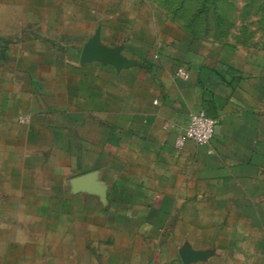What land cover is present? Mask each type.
Masks as SVG:
<instances>
[{"label":"crops","instance_id":"1","mask_svg":"<svg viewBox=\"0 0 264 264\" xmlns=\"http://www.w3.org/2000/svg\"><path fill=\"white\" fill-rule=\"evenodd\" d=\"M29 37L18 69H1L0 205L16 199L53 205L59 189L67 190L58 187V176L78 169L71 195L145 206L137 213L154 223L164 221L158 216L169 214L166 207L192 206L200 220L196 207L257 204L264 189V88L258 81L248 85L240 73L226 75L210 62L187 65L189 77L179 78L172 65H155L144 50L137 60L124 56L134 65L120 70L98 61L81 64L74 51L67 56ZM15 74L20 84L11 85ZM199 112L217 121L215 136L206 146L177 147L190 116ZM19 117L28 118L24 125ZM62 157L67 161L59 162ZM85 175H94L102 194L74 188ZM189 249L210 254L191 264H212L217 254Z\"/></svg>","mask_w":264,"mask_h":264},{"label":"rangeland","instance_id":"2","mask_svg":"<svg viewBox=\"0 0 264 264\" xmlns=\"http://www.w3.org/2000/svg\"><path fill=\"white\" fill-rule=\"evenodd\" d=\"M98 30L105 46L132 60L144 50L179 78L180 70L189 77L187 65L210 62L264 88V0H0V78L2 68L18 69L27 35L80 56ZM16 77L11 85L20 84ZM81 172L58 176L67 190L53 205H0V264H182L187 246L216 251L212 264H264V189L256 205L196 207L200 220L192 206L166 207L154 223L137 213L145 206L71 195L70 178Z\"/></svg>","mask_w":264,"mask_h":264},{"label":"water","instance_id":"3","mask_svg":"<svg viewBox=\"0 0 264 264\" xmlns=\"http://www.w3.org/2000/svg\"><path fill=\"white\" fill-rule=\"evenodd\" d=\"M121 51L122 49L120 47L111 49L102 45L100 42V30H98L96 35L84 46L80 57V63L86 64L98 61L104 65H113L118 70L133 66L134 62L125 58L121 54ZM73 184L76 190L85 189L92 193L102 194V191L96 187L94 175L81 176L75 179ZM209 255L210 254L206 252L192 253L189 247H185L180 253L181 260L184 264L204 261Z\"/></svg>","mask_w":264,"mask_h":264},{"label":"built area","instance_id":"4","mask_svg":"<svg viewBox=\"0 0 264 264\" xmlns=\"http://www.w3.org/2000/svg\"><path fill=\"white\" fill-rule=\"evenodd\" d=\"M179 75L188 78V73L184 70H180ZM217 127V121L207 113H194L190 116L188 127L178 136L176 145L182 148L187 142H193L199 146H206L215 136Z\"/></svg>","mask_w":264,"mask_h":264}]
</instances>
